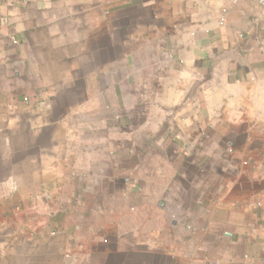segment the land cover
<instances>
[{"label": "crops", "instance_id": "1", "mask_svg": "<svg viewBox=\"0 0 264 264\" xmlns=\"http://www.w3.org/2000/svg\"><path fill=\"white\" fill-rule=\"evenodd\" d=\"M0 264H264V9L0 0Z\"/></svg>", "mask_w": 264, "mask_h": 264}, {"label": "built area", "instance_id": "2", "mask_svg": "<svg viewBox=\"0 0 264 264\" xmlns=\"http://www.w3.org/2000/svg\"><path fill=\"white\" fill-rule=\"evenodd\" d=\"M253 2L258 6L264 9V0H253Z\"/></svg>", "mask_w": 264, "mask_h": 264}]
</instances>
